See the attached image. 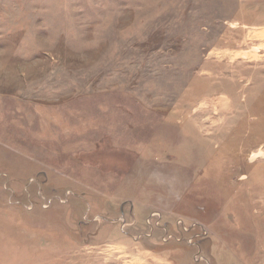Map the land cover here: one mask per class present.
<instances>
[{
  "label": "rangeland",
  "instance_id": "obj_1",
  "mask_svg": "<svg viewBox=\"0 0 264 264\" xmlns=\"http://www.w3.org/2000/svg\"><path fill=\"white\" fill-rule=\"evenodd\" d=\"M0 264H264V0H0Z\"/></svg>",
  "mask_w": 264,
  "mask_h": 264
}]
</instances>
